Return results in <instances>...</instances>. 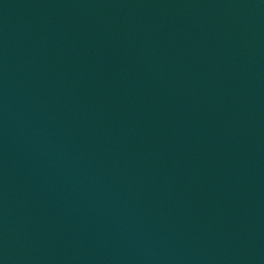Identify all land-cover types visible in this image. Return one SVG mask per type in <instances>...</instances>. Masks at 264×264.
<instances>
[{
	"label": "water",
	"instance_id": "1",
	"mask_svg": "<svg viewBox=\"0 0 264 264\" xmlns=\"http://www.w3.org/2000/svg\"><path fill=\"white\" fill-rule=\"evenodd\" d=\"M0 264H264V0H0Z\"/></svg>",
	"mask_w": 264,
	"mask_h": 264
}]
</instances>
